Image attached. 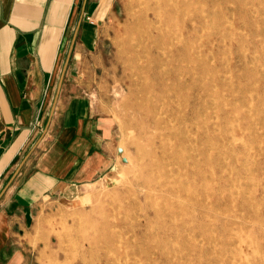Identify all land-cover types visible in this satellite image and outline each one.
Segmentation results:
<instances>
[{
	"label": "rangeland",
	"instance_id": "1",
	"mask_svg": "<svg viewBox=\"0 0 264 264\" xmlns=\"http://www.w3.org/2000/svg\"><path fill=\"white\" fill-rule=\"evenodd\" d=\"M200 1L195 20L183 15V0H119L92 75L108 168L81 197L53 207L37 237L48 249L23 252L25 263L75 264L69 255L92 264L103 256L115 264H164L168 255L166 264H264V0ZM183 45L202 66L198 90L186 80V103L169 91L165 98L160 85L168 58ZM159 169L175 174L186 200L181 207L169 202L184 218L160 248L153 212L149 223L135 208L138 199L165 213L167 201L153 189ZM91 213L98 232L84 220ZM134 221V237L147 236L139 245L132 244ZM85 230L96 246L81 236ZM108 235L123 238L105 249ZM116 249H133L135 260L118 261Z\"/></svg>",
	"mask_w": 264,
	"mask_h": 264
},
{
	"label": "crops",
	"instance_id": "2",
	"mask_svg": "<svg viewBox=\"0 0 264 264\" xmlns=\"http://www.w3.org/2000/svg\"><path fill=\"white\" fill-rule=\"evenodd\" d=\"M119 3L0 0V264L47 250L37 237L53 207L81 197L108 168L92 75Z\"/></svg>",
	"mask_w": 264,
	"mask_h": 264
},
{
	"label": "bare ground",
	"instance_id": "3",
	"mask_svg": "<svg viewBox=\"0 0 264 264\" xmlns=\"http://www.w3.org/2000/svg\"><path fill=\"white\" fill-rule=\"evenodd\" d=\"M200 2H201L200 0H183V5H184V7H183L184 14L183 15L184 16H189V17H194L195 20L200 19L198 14H196L195 12H194V14H191V11H197L198 10L197 5L199 7ZM194 6H195V8H193ZM206 10L208 11V14L210 16H212L214 14L208 8ZM200 67L202 69V66L199 63L198 55L197 54L189 55L186 46L183 45L180 48V52L178 53V57H175V56L171 55L170 58H168L167 64H166V69H164L163 72H162L164 75H166V78H167L166 83L165 82H161L160 83L161 86L165 87L163 89V96H165V98L169 99V96L174 94V97L176 99H178L179 101L183 102V103H186L187 101H190L191 97L187 96L184 93H182V90L187 86V81L186 80H187V78L189 76H191V81H190L189 85L194 90H198L200 88V82H199V79H198V73H199ZM152 69L156 70L155 67H153ZM177 90H179V91H177ZM167 91H169L172 94L170 95ZM171 101H173V100H171ZM171 124H173V123H171ZM165 159H167V156L163 153L162 154V160H165ZM158 166H159V164H157L156 168H158ZM168 171L169 170L159 169L158 171H156L153 174L156 177H158V179H161L160 181L158 180L155 183L156 187L153 188V189L154 190L156 189L158 192H161L162 197H164L165 201H167V203H166L167 206L165 205V208H164L165 209V213L162 214L161 213L162 211L159 210L156 206H152L151 207L152 210H150V208H148L146 205L142 206L140 204V202L138 201V199H137V202H136V205H135V208L137 210H139L140 212L144 213L143 216L146 218V221L149 222V223L151 222V220H150V218H148L147 215H149V211L153 212L154 220H155L156 226L158 228V233L157 234H159L161 236V239L157 238L159 248L160 247H164L165 244L166 245L168 244V242H167L168 241L167 239L169 238V237L167 238L168 228L169 229L172 228L173 230L177 231L176 226H175V221L177 219L181 220V219L184 218V216L182 214L177 216L174 213V210H172V211L170 210V207L168 206L169 202L175 201L176 206H180L181 207V205H183L185 203V201H186L185 199H183V195L180 194V190L182 188L180 189L179 186H181V184H177L175 179H173L175 177V174L171 170L169 172ZM146 197H148L149 199L148 198L147 199H148V201H150V194L146 195ZM208 200H210V199H208ZM150 202H151V205H153L152 204V200ZM92 213L94 214L95 210H93ZM92 213H91V215L90 214H84V220H85L86 224L88 225L90 231L98 232V225L95 224L92 221V219H90L91 216H92ZM165 216L168 218L169 221H164L163 218ZM119 219L121 220V218H119ZM135 223H136L135 227L133 228L134 230H132V238H133L132 239V244L133 245H135V244L139 245L140 240L142 242H146L147 241V236H142V238H140V240L134 237V236H136L135 232L137 230V222H135ZM81 233H82L81 236L84 237V240L87 241L90 244L89 247L92 248V246H96L98 244L99 241L97 240L98 239L97 237H96V239L95 238L90 239V237L88 236V230H85V231H83ZM121 236H122V234H121ZM121 236L120 237L119 236L116 237L114 235H108L107 238H105V240H106L105 249H108V243H110V242L115 243V242L118 241L119 238L122 240L123 237H121ZM176 236H177V234H176ZM121 240H120V242H122ZM124 249H125V247H124ZM117 250L118 249H116V252L114 253L113 256H116L118 258L117 259L118 261H121V262L124 261V263H129L135 257V253H134L133 249L131 250V252H129L127 250H119V251H117ZM113 259L115 260V257H113ZM162 259L164 261V264H166V262L169 261L168 260V255H166V256L164 255L162 257ZM66 260L67 261L68 260L75 261V264H92L91 262L87 261L85 258H80L78 260L74 256H69V255H66ZM54 264H61V263H57V262L55 263L54 262ZM97 264H115V263L114 262L111 263V259L110 258H108L107 256H103L101 259L98 260Z\"/></svg>",
	"mask_w": 264,
	"mask_h": 264
},
{
	"label": "water",
	"instance_id": "4",
	"mask_svg": "<svg viewBox=\"0 0 264 264\" xmlns=\"http://www.w3.org/2000/svg\"><path fill=\"white\" fill-rule=\"evenodd\" d=\"M71 50H72V48H71ZM71 50H70V53H69L68 60H69L70 55H71ZM64 72H65V70H64ZM64 72H63V74H62V76H61V78H60V81H59L58 90H57V95H56V98H55V101H54V106H53V108H52V114L54 113V110H55V104H56V102H57V98H58L59 93H60L61 88H62V84H63V81H64Z\"/></svg>",
	"mask_w": 264,
	"mask_h": 264
}]
</instances>
